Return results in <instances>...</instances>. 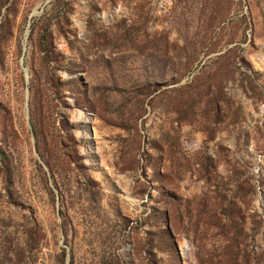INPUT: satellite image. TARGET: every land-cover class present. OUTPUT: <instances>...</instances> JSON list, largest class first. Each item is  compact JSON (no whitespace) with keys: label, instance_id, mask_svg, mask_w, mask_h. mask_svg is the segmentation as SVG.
I'll use <instances>...</instances> for the list:
<instances>
[{"label":"rangeland","instance_id":"obj_1","mask_svg":"<svg viewBox=\"0 0 264 264\" xmlns=\"http://www.w3.org/2000/svg\"><path fill=\"white\" fill-rule=\"evenodd\" d=\"M0 264H264V0H0Z\"/></svg>","mask_w":264,"mask_h":264}]
</instances>
